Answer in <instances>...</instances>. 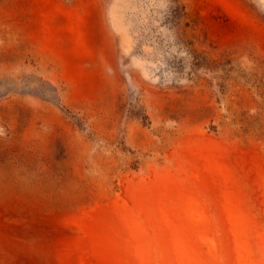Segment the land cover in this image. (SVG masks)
Returning <instances> with one entry per match:
<instances>
[{
  "label": "rangeland",
  "instance_id": "374dc122",
  "mask_svg": "<svg viewBox=\"0 0 264 264\" xmlns=\"http://www.w3.org/2000/svg\"><path fill=\"white\" fill-rule=\"evenodd\" d=\"M0 264H264V0H0Z\"/></svg>",
  "mask_w": 264,
  "mask_h": 264
}]
</instances>
